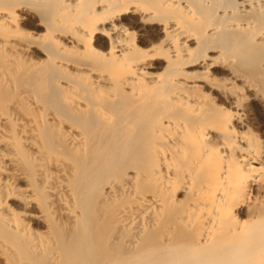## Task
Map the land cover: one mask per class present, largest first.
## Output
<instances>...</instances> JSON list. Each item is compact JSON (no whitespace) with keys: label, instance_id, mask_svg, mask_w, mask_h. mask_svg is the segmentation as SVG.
I'll list each match as a JSON object with an SVG mask.
<instances>
[{"label":"bare ground","instance_id":"1","mask_svg":"<svg viewBox=\"0 0 264 264\" xmlns=\"http://www.w3.org/2000/svg\"><path fill=\"white\" fill-rule=\"evenodd\" d=\"M0 264H264V0H0Z\"/></svg>","mask_w":264,"mask_h":264}]
</instances>
